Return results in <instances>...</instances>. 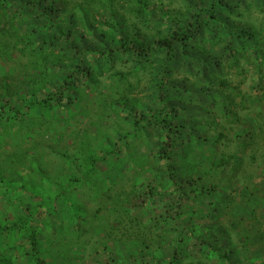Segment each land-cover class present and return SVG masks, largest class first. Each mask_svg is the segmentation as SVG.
<instances>
[{
  "label": "rangeland",
  "instance_id": "obj_1",
  "mask_svg": "<svg viewBox=\"0 0 264 264\" xmlns=\"http://www.w3.org/2000/svg\"><path fill=\"white\" fill-rule=\"evenodd\" d=\"M26 1L2 4L8 23L0 35V48L6 51L0 54V98L20 108L23 117L0 125V225L18 220L25 225L10 234L0 233V264H36L28 231L36 236L45 264H95L101 253L100 264H216L198 255L183 258L187 238L179 233L178 224L159 226L155 233L152 226L146 227L153 213L150 206L128 211L114 198L123 190L130 192L159 167L152 157L155 130L149 126L140 132L133 124L141 116L150 123L149 113L161 104L150 89L149 78L155 72L147 61H141L143 71L132 72L137 59L132 55L121 56L110 68L107 59L94 54L135 33L145 44H153L180 28L189 7H194L189 1L204 0H44L46 20L21 9ZM243 15L260 42L264 9L251 6ZM191 42L187 53L195 58L197 44ZM78 59L90 69L91 83L77 78L69 100L63 98L53 110L36 106L58 88L65 72L76 77ZM190 63L178 56L168 86L187 84L194 71ZM249 89L245 82L242 90ZM205 102V110H224L213 98ZM220 123L225 126L223 120ZM203 134L208 137L181 148L193 157L196 175L203 162L209 166L221 155L234 161L237 150L231 141L233 131L219 143H214L211 132ZM257 147L245 151L242 168L250 178L264 182V150ZM251 156L253 165L248 164ZM231 186L260 194L245 173L227 185ZM60 187L64 192L59 195ZM196 207L200 206L192 208ZM260 209L264 217V206ZM201 210L199 214L207 212ZM131 220H142L144 229L140 224L137 238L124 234L125 227L135 230ZM241 229L237 236L231 233L233 247L240 250L239 264H264V244L248 241L246 234L253 228ZM172 250L180 252L181 262L176 257L168 263Z\"/></svg>",
  "mask_w": 264,
  "mask_h": 264
},
{
  "label": "trees",
  "instance_id": "obj_2",
  "mask_svg": "<svg viewBox=\"0 0 264 264\" xmlns=\"http://www.w3.org/2000/svg\"><path fill=\"white\" fill-rule=\"evenodd\" d=\"M43 1L27 0L24 5L17 4L21 9L47 19L46 10H42V7L46 2L53 3L55 0ZM4 2L7 0H0V35L5 32L8 23L3 20L6 13L2 12ZM189 2L194 7H189L180 28L172 29L153 44H145L141 35L135 33L108 49L92 50L94 54L107 59L110 68L121 56L137 58L133 61L132 72L143 71L141 61H147L151 71L155 72V76L149 78L150 89L161 104L158 111L149 113L152 118L150 123L141 116L133 124L140 132L149 126L155 130L156 143L152 157L159 167L141 183H145L142 191L139 189L141 184H138L130 192L123 190L114 198L119 204L124 203L123 208L128 211L150 206L153 213L146 227L151 229L152 226L155 233L159 226L165 228L178 224L179 233L187 238L182 244L183 258L198 255L216 264H239L240 250L233 247L231 233L237 236L240 228L251 227L253 233L246 234L248 241L256 240L264 244V217L260 212V207L264 206L263 178H250L242 168L246 161L245 151L249 147L256 151L257 146H262L264 150V37L260 42L256 40V31L243 22V11L251 6L263 10L264 0ZM190 41L197 44L195 49L199 55L195 58L187 53ZM2 52L6 53L0 48V54ZM178 56L190 61L194 71L187 84L168 86ZM155 58L159 62L153 63ZM74 73L76 77L72 76L71 71L65 72L58 88L35 105L53 110L63 98L69 100L77 78L91 83L90 69L79 59ZM245 82L249 84L248 91L242 90ZM166 89L171 92L166 94ZM209 98H213L224 110H205V100ZM19 110L0 98V125L8 119H21L23 114ZM220 120L224 121L225 126H220ZM232 131L231 141L237 147L232 156L234 161L221 155L216 163L210 162L209 166L203 162L204 166L198 168L201 169L198 175L193 174V157L184 154L181 148L205 139L208 137L203 134L205 132H211L214 143H219L222 138L227 139ZM206 157L209 158L210 154ZM253 158H248L249 165L255 164ZM121 159L125 162L123 156ZM244 173L259 195L246 186L242 189L241 186L238 189L227 187ZM59 191L60 195L64 189L60 187ZM206 197L210 200H205ZM195 206L200 207L192 208ZM201 208L207 212L203 210V214H199L202 213ZM131 221L135 230L125 227L124 234L137 238L139 231L136 229L140 228V224L142 231L144 229L142 220ZM24 223L18 220L0 225V233L10 234L23 227ZM244 229L241 231L245 232ZM27 239L36 264H45L39 256L37 239L32 231H28ZM176 257L181 262L180 252L172 250L168 263ZM95 260V264H100L103 254H99Z\"/></svg>",
  "mask_w": 264,
  "mask_h": 264
}]
</instances>
